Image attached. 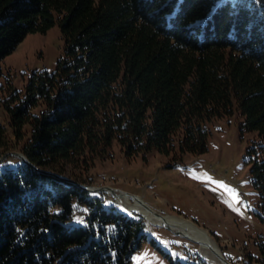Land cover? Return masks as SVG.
<instances>
[{"label": "trees", "instance_id": "16d2710c", "mask_svg": "<svg viewBox=\"0 0 264 264\" xmlns=\"http://www.w3.org/2000/svg\"><path fill=\"white\" fill-rule=\"evenodd\" d=\"M56 24V70L0 95L35 165H0V264H130L142 219L57 175L114 141L127 156L203 153L206 124L235 106L259 135L248 154L264 205V0H0V64ZM18 142L0 120V156Z\"/></svg>", "mask_w": 264, "mask_h": 264}, {"label": "rangeland", "instance_id": "374dc122", "mask_svg": "<svg viewBox=\"0 0 264 264\" xmlns=\"http://www.w3.org/2000/svg\"><path fill=\"white\" fill-rule=\"evenodd\" d=\"M63 48L58 24L45 33H29L0 64V95L8 96L9 87L24 93L33 72H54ZM0 113L1 122L18 142L4 108ZM243 124L237 106L233 115L208 122V148L200 154L180 153L176 146L170 155L154 149L127 156L114 141L106 157L71 165L64 176L88 189L99 188L88 192L100 198L106 208L142 219L146 238L130 264H171L172 260L174 264H222L223 258L232 264H263L264 205L253 183V162L248 154L253 143L259 142V135L245 130ZM25 130L29 134V125ZM20 146L18 142L6 153H22ZM0 159L2 167H16L22 161L18 155L5 153ZM122 193L140 197L158 216H178L208 230L222 256L207 260L198 243L167 226L152 225L149 229L145 219L123 202Z\"/></svg>", "mask_w": 264, "mask_h": 264}, {"label": "bare ground", "instance_id": "6f19581e", "mask_svg": "<svg viewBox=\"0 0 264 264\" xmlns=\"http://www.w3.org/2000/svg\"><path fill=\"white\" fill-rule=\"evenodd\" d=\"M120 198L127 205V207L139 214L146 221L149 229L152 225L167 226L171 230L179 232L183 236H187L199 244L203 256L210 261L220 259L222 251L218 246L216 240L211 236L208 230L197 226L188 219H184L174 215L158 216V213L148 207L140 197L129 194H120ZM157 215V216H156ZM148 228V227H147ZM223 259L222 264H228Z\"/></svg>", "mask_w": 264, "mask_h": 264}, {"label": "water", "instance_id": "95a60500", "mask_svg": "<svg viewBox=\"0 0 264 264\" xmlns=\"http://www.w3.org/2000/svg\"><path fill=\"white\" fill-rule=\"evenodd\" d=\"M8 154H15V155H18L19 157H21V159H22L23 162H25V163H27V164H29V165L35 167V165L32 164V163L30 162V160L26 157V155L23 154V153H19V152H8V153H5V156L8 155ZM0 160H1V159H0ZM45 172L53 174V172H50V171H45ZM57 176H59V177L62 178L63 180H66V181H69V182H72V183L77 184L80 188H82V189H84V190H86V191H89V190H92V191H93V190H94V191H98V190H99V188H96V189H88V188H86L85 186H83L82 184H80V183H78V182H75L74 180H71V179H69V178H66L65 176H60V175H57ZM223 259H224L226 262H228L229 264H232L231 262L227 261L225 258H223Z\"/></svg>", "mask_w": 264, "mask_h": 264}]
</instances>
